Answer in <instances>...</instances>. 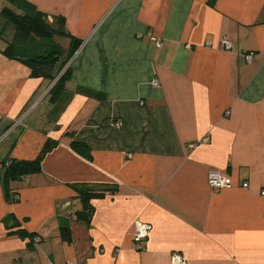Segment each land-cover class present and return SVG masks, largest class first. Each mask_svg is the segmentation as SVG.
<instances>
[{
    "label": "crops",
    "instance_id": "crops-1",
    "mask_svg": "<svg viewBox=\"0 0 264 264\" xmlns=\"http://www.w3.org/2000/svg\"><path fill=\"white\" fill-rule=\"evenodd\" d=\"M25 1L50 23L63 16L81 45L54 91L60 75L34 77L3 54L46 46L0 0V264H172L173 252L264 264V0ZM56 39L66 55L71 38ZM44 149L39 173L9 183L11 200L8 163ZM212 170L233 184L212 188ZM80 185L114 189L90 202L89 222ZM137 220L152 224L142 249Z\"/></svg>",
    "mask_w": 264,
    "mask_h": 264
},
{
    "label": "trees",
    "instance_id": "trees-1",
    "mask_svg": "<svg viewBox=\"0 0 264 264\" xmlns=\"http://www.w3.org/2000/svg\"><path fill=\"white\" fill-rule=\"evenodd\" d=\"M10 2L20 9L23 8V13H17L9 7H5L1 11V14L16 26L21 35L43 41L46 48L42 52L38 51L25 57H18L14 54L13 46L9 45L2 51L3 54L7 57L18 58L21 60L31 69V75L34 77L55 79L60 75L53 89L54 91L61 90L71 77V69L67 64L81 45V40L75 38L66 31V21L63 16H57L56 20L50 23L46 19V16L38 11L31 3L25 0H10ZM59 36H68L71 38L70 50L66 55L60 44L57 42L56 38ZM73 146L80 153L89 156L90 153L85 144L74 142ZM47 149H44L42 154L34 160L14 159L8 163L3 174V180L6 186L7 195L8 197L10 196L11 200H16L14 198L16 195L10 192L8 188L9 183L20 179L23 176L39 173L42 170V160ZM76 189L79 192L83 203V209L79 212L78 218L83 219L86 222H89L90 216L93 213V208L90 202L93 199L104 198L109 191H114V189L109 186L95 189L94 187L80 185L77 186ZM9 219L13 220L14 216L12 214L8 215L5 218V221H8ZM15 223L17 226V222ZM19 231L25 233L22 229H19ZM60 234L64 240L71 241V232L68 227H62Z\"/></svg>",
    "mask_w": 264,
    "mask_h": 264
},
{
    "label": "built area",
    "instance_id": "built-area-1",
    "mask_svg": "<svg viewBox=\"0 0 264 264\" xmlns=\"http://www.w3.org/2000/svg\"><path fill=\"white\" fill-rule=\"evenodd\" d=\"M155 44L157 46L161 45L160 40L156 39ZM207 45H211L210 42L207 43ZM220 46L225 49V50H231L233 48V43L231 40H229L228 38H222L220 41ZM251 56L249 55L248 58H250ZM153 85L158 86L159 85V81L157 79H155L153 81ZM1 117V116H0ZM16 124L21 123V119L16 120L15 122ZM119 125V124H117ZM207 138H205L206 140ZM195 144L192 143L190 144V147H194ZM129 157H131V154L129 155ZM209 184L212 188L215 189H222L225 187H229L233 184L232 179L219 172L216 170H212L209 173ZM244 187L248 186V183H243ZM261 194L264 196V189L262 190ZM152 230V224L147 223V222H142L137 220L135 222V232H134V242L137 246V248L142 249L143 244L148 240L150 233ZM171 263L172 264H188L187 260H186V256L181 253V252H173L171 255Z\"/></svg>",
    "mask_w": 264,
    "mask_h": 264
}]
</instances>
